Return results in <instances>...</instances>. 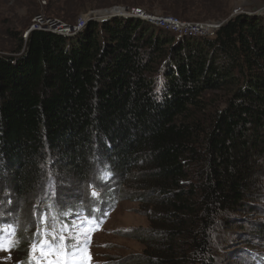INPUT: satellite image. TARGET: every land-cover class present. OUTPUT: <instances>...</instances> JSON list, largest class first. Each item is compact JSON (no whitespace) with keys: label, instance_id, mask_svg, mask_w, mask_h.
Instances as JSON below:
<instances>
[{"label":"trees","instance_id":"trees-1","mask_svg":"<svg viewBox=\"0 0 264 264\" xmlns=\"http://www.w3.org/2000/svg\"><path fill=\"white\" fill-rule=\"evenodd\" d=\"M85 26L73 37L32 30L0 54V217L16 228L13 249L27 253L69 208L104 218L95 209L127 186L150 223L122 234L142 246L138 264H215L212 227L256 217L264 197V17L228 18L204 38L137 18ZM50 175L80 192L49 190Z\"/></svg>","mask_w":264,"mask_h":264},{"label":"rangeland","instance_id":"rangeland-1","mask_svg":"<svg viewBox=\"0 0 264 264\" xmlns=\"http://www.w3.org/2000/svg\"><path fill=\"white\" fill-rule=\"evenodd\" d=\"M133 4H139L140 7L135 8L142 9L147 15L170 16L186 23L211 25L214 34L218 25L224 23L228 18L239 15L250 16L257 10L264 8V0H0V54L7 55L16 51L17 38L23 37L24 33L37 23V16H42L44 19L51 18L63 25L73 27L78 25L80 19H87L91 14L98 18L107 17L112 10L117 12L128 10V8L132 9ZM82 6L85 7L84 10L76 14L78 7ZM257 16L264 17V15ZM113 17L124 18L123 16ZM88 22L90 21H85V25ZM85 25L75 34L64 35V37H73L79 34L84 30ZM212 31L208 34L212 35ZM47 173L49 175L50 170ZM102 176L105 177L106 175L102 174ZM114 178L107 180L110 187V189L108 187V191H111ZM56 182H59L63 188L62 192L64 193L61 192L62 194L80 192V185L76 181L73 182V180L70 181V179L60 176L55 180L53 175L48 177L47 186L50 187L48 189L53 190L52 184H56ZM98 185H100L99 182ZM94 186L101 193V203L105 204L103 202L107 198L105 197L106 193L99 190V186ZM128 188L125 186L122 189L120 196L124 197L116 206L110 207V209L102 208L104 211L99 210L106 213L105 221H102L94 231L88 232L87 228L73 227L75 231L73 236L79 235L80 232H88L86 248L92 259L91 264L139 263L134 258L141 254L142 246L135 239L122 234L131 229H147L150 223ZM46 196L48 199H54L55 195L50 193ZM64 197L61 198L62 201H64ZM45 201H41L39 205L43 206L44 203H47ZM86 204L87 202L82 204V207H85ZM35 206L36 204L32 207L33 210ZM253 208L258 215L254 217L242 213L239 215L241 221L236 219L233 222L234 225L231 226L233 228H223L217 223L212 227L211 241L212 249L215 250V264H264L261 262L264 261V256L261 257L262 260L260 258H255V260L249 253L251 248L264 250L262 248L264 240L258 242L254 236L255 225L258 223L264 226V197ZM25 213V211L20 212L19 218L17 217L21 224L28 221V214L26 216ZM41 214L48 215L45 211H42ZM28 217H30V213ZM81 221L88 222L81 214L73 220L71 226ZM220 238L224 239V244L219 243L218 239ZM27 255L28 253L25 252H17L16 248L10 251H0V264L21 263L27 259ZM32 255L31 253V258ZM132 257L134 260L131 259Z\"/></svg>","mask_w":264,"mask_h":264},{"label":"built area","instance_id":"built-area-1","mask_svg":"<svg viewBox=\"0 0 264 264\" xmlns=\"http://www.w3.org/2000/svg\"><path fill=\"white\" fill-rule=\"evenodd\" d=\"M254 14L255 16L259 14L264 15V8L257 10L256 13ZM120 15L126 19L133 17V18H137V19L149 22L158 28H161L165 31H169L173 33L176 39H181L182 37H186V36L204 38V37H212L214 35L213 31H212V35L208 34L209 27L212 28L211 25L199 24V23H186V22L180 21L177 18L170 17V16L147 15L140 8L134 7L132 9L128 8V10H123V11L120 10ZM104 18L109 19L108 16L98 18L97 16L91 14L89 15V17H87V19H80L78 21L77 26L70 27V26L63 25L54 19H51V18L44 19L42 16H37L36 17L37 23L32 25L24 33L23 38H25L28 35V33L32 30L46 31V32H51V33L62 35V36L73 35L84 27L85 21L93 20V21L101 22ZM221 25H218L216 30H218Z\"/></svg>","mask_w":264,"mask_h":264},{"label":"snow or ice","instance_id":"snow-or-ice-1","mask_svg":"<svg viewBox=\"0 0 264 264\" xmlns=\"http://www.w3.org/2000/svg\"><path fill=\"white\" fill-rule=\"evenodd\" d=\"M105 175L107 176L108 179H110L112 173L110 170H106ZM101 179H102V181L107 182L104 179V176H102ZM91 195L93 198L99 199L101 193H98L95 190H93ZM9 203H11V201H9ZM95 211H99V209H95ZM69 215H76L71 208H69L68 212L65 213V216H69ZM86 220L88 221V223L81 221L80 223L73 225V226L64 225V226H62L61 231L63 232L64 229H67V231L69 233H71L73 230V227H76L79 229L87 228L88 232L94 230V228L91 227V225H95L98 223V221H96L95 217L86 218ZM45 223H47L46 216H45ZM7 227L11 229L8 232L5 231V226L0 225V251H10L12 248H14L19 243V241L15 238V233H16L15 226L9 225ZM88 232H80L79 235H77V236L65 237V236L61 235L60 239H62L64 241V249H65V251H64V255H65L64 264H85L84 256L87 254L86 246L88 244V238H87ZM37 236L39 237V232H37ZM72 239H75L76 243L74 244V246L72 248H69L68 244H69L70 240H72ZM55 244H56L55 239H53L51 241V243H49L48 238H47V230H46L45 231V237L40 243L41 253L44 252L46 247H53L54 248ZM31 249H32V252L34 253L36 250V245L33 244L31 246ZM75 257H79V259L78 260L73 259ZM21 264H23V262H21Z\"/></svg>","mask_w":264,"mask_h":264},{"label":"water","instance_id":"water-1","mask_svg":"<svg viewBox=\"0 0 264 264\" xmlns=\"http://www.w3.org/2000/svg\"><path fill=\"white\" fill-rule=\"evenodd\" d=\"M248 13H249V12H248ZM254 13H256V12H254ZM254 13H253V15H255ZM257 14H258V13H257ZM259 15H261V14H259ZM107 16H108L109 18H111L112 16H121V15H120V11L115 12V11L112 10V11L109 12V14H108Z\"/></svg>","mask_w":264,"mask_h":264},{"label":"bare ground","instance_id":"bare-ground-1","mask_svg":"<svg viewBox=\"0 0 264 264\" xmlns=\"http://www.w3.org/2000/svg\"><path fill=\"white\" fill-rule=\"evenodd\" d=\"M208 30H209V32H210V31H212V28H210V27H209V29H208Z\"/></svg>","mask_w":264,"mask_h":264}]
</instances>
